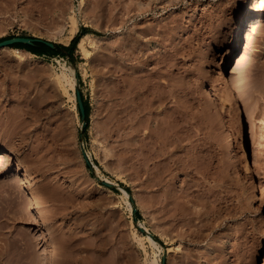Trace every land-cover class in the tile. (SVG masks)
<instances>
[{
    "label": "rangeland",
    "instance_id": "rangeland-1",
    "mask_svg": "<svg viewBox=\"0 0 264 264\" xmlns=\"http://www.w3.org/2000/svg\"><path fill=\"white\" fill-rule=\"evenodd\" d=\"M248 6L259 26L229 60L241 142L220 74L242 0H0V42L56 53L0 49V247L25 239L27 264H264V0Z\"/></svg>",
    "mask_w": 264,
    "mask_h": 264
},
{
    "label": "bare ground",
    "instance_id": "bare-ground-1",
    "mask_svg": "<svg viewBox=\"0 0 264 264\" xmlns=\"http://www.w3.org/2000/svg\"><path fill=\"white\" fill-rule=\"evenodd\" d=\"M248 4H249V0H242V9H247V10H249L250 8H249V6H248ZM70 20H71V23H72V26L73 27H75V24H76V22H75V18L74 17H70L69 18ZM259 26V24H258V22L257 21H254V18H253V16H252V13L250 12V10L248 11V13L246 14V20H245V27L243 28L242 26L241 27H238V26H236L235 27V30H234V32H233V34H232V36H231V40H230V42H229V49H228V51H227V54H225V62H224V66H223V68H222V70H221V74H220V78H221V81H220V88L223 90V91H226V93H227V100L229 101V103L231 104V106H232V108L235 110V112H236V123H237V127H238V129H239V131H240V141L241 142H244V140L246 139V135H245V133H244V120H242V115H240V110H239V101H241L242 100V97H241V94H240V92H239V90L237 89V86H236V83L234 82V72H233V70L231 69V65H229V60L234 56V53H235V49H236V44H237V42L242 38V36H248L255 28H257ZM91 39V35H88V34H86V35H84V36H82L81 37V39L79 40V42H78V44H77V48L78 49H83V44H84V42L87 40H90ZM91 41V40H90ZM15 55H20L24 50H21V49H12L11 50ZM26 53H28L27 51H25ZM65 77H66V75L63 73V74H61V76H60V74H59V76L57 75V77H56V81H58V80H60V79H64L65 80ZM71 78V77H70ZM62 79V80H63ZM72 81H73V78H72ZM70 81L68 80V83H69ZM73 85V82H71V86ZM242 111H243V115H244V118H245V121L246 122H249L250 121V114H249V112H248V110H247V108L246 107H244L243 106V109H242ZM243 118V119H244ZM150 135H151V133H150ZM148 136V135H147ZM150 137H153L152 135L150 136ZM154 141H156L155 139H154ZM152 143H154L153 142V140H152ZM156 144V143H155ZM175 162V161H174ZM173 164H176V162L175 163H173ZM159 166V165H158ZM173 166V165H172ZM171 166V167H172ZM177 167V166H176ZM157 167H156V165H155V168L154 169H156ZM246 168V170L248 169V164H247V166L245 167ZM106 182H109V180L107 181V180H105ZM122 193L125 195V196H127L128 194L124 191V190H122ZM126 201V200H125ZM8 204V203H7ZM7 204H6V206H7ZM127 204V203H126ZM9 205H10V203H9ZM6 206H4V207H6ZM11 207V206H10ZM2 208H3V206H2ZM7 208V207H6ZM6 208L4 209L3 208V210L1 209L0 211H2V213L4 212V213H10V211L9 210H11L10 208H9V206H8V211L9 212H5V210H6ZM7 211V210H6ZM0 215H5V214H0ZM1 216V218H3ZM6 216H8L9 217V215H6ZM12 217V216H11ZM1 218H0V220H1ZM10 218V217H9ZM12 218H14V216L12 217ZM7 220V219H6ZM15 220V219H14ZM13 220V221H14ZM17 220V219H16ZM15 220V221H16ZM7 222H5L4 220L3 221H1L0 222V228L2 229H7V224H6ZM10 226V225H9ZM8 226V227H9ZM14 227V226H13ZM262 227H263V229H264V218H263V223H262ZM11 229V228H10ZM10 229H9V232H10ZM13 229H15V228H13ZM6 231V230H5ZM8 232V233H9ZM17 233H18V231H16ZM5 233V232H4ZM15 233V232H14ZM10 234H12V231H11V233H9V234H6V235H10ZM4 236H5V234H4ZM3 237V236H2ZM6 237H8V236H6ZM4 239V238H3ZM11 239V238H10ZM17 239V238H16ZM16 239H14L13 238V242H10V241H5V239L3 240V248L2 247H0L1 249H0V264H27L28 262H29V258H28V256L31 254L30 252H29V250H31L30 248L28 249V245H26L27 243H25L26 242V240L25 239H23V240H19L18 241V239L16 240ZM16 240V241H15ZM25 240V241H24ZM146 240H147V242L151 245V246H153V247H157V245L155 244V242L150 238V236L149 237H146ZM56 247V246H55ZM173 249V251L175 250V252L176 251H181V248L179 249V247L177 246V247H174V248H172ZM210 248L206 245V247H205V250L207 251V250H209ZM169 250L171 251V249L169 248ZM58 252V248L56 249H54V252L53 253H55V252ZM56 252V253H57ZM30 253V254H29ZM52 252H51V254H53ZM59 253V252H58ZM57 253V254H58ZM52 255H50V258H51V261L53 260L52 259V257L54 256H52ZM58 255H56V257H57ZM50 258H49V260H50ZM29 259V260H28ZM72 259V258H71ZM49 260H48V264H49ZM67 260V259H66ZM61 260H59V262H60ZM67 261H69V259L67 260ZM58 262V260L56 261L55 259H54V261L52 262V264H58L57 263ZM47 263V262H46ZM61 263H63L62 261H61ZM60 263V264H61ZM70 263V262H69ZM73 263V260H71V263L70 264H72ZM152 264H157V260H153V262H151ZM51 264V263H50ZM75 264V263H74ZM214 264H216V263H214Z\"/></svg>",
    "mask_w": 264,
    "mask_h": 264
},
{
    "label": "trees",
    "instance_id": "trees-1",
    "mask_svg": "<svg viewBox=\"0 0 264 264\" xmlns=\"http://www.w3.org/2000/svg\"><path fill=\"white\" fill-rule=\"evenodd\" d=\"M86 32V30L84 29ZM81 35H77L70 43V45L66 48L68 51H71L74 47H76ZM14 49H21L32 53L37 56H48L52 57L56 53H54L53 49L45 46L43 43H34L33 45H25V44H14L11 46ZM87 109L84 107V111Z\"/></svg>",
    "mask_w": 264,
    "mask_h": 264
},
{
    "label": "water",
    "instance_id": "water-1",
    "mask_svg": "<svg viewBox=\"0 0 264 264\" xmlns=\"http://www.w3.org/2000/svg\"><path fill=\"white\" fill-rule=\"evenodd\" d=\"M34 43H43L45 46L49 48H53L54 45L50 42L40 40V39H34V38H26V37H13L4 41L0 42V49L9 48L13 46L14 44H25V45H33ZM76 99L78 103V108L80 110V113L83 117V105L81 101L80 94H76ZM107 186H112L110 183H105Z\"/></svg>",
    "mask_w": 264,
    "mask_h": 264
}]
</instances>
